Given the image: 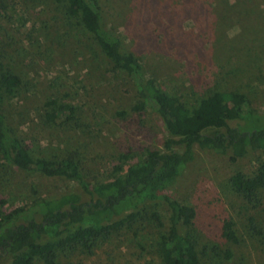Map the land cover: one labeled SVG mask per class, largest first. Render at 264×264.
<instances>
[{
  "label": "rangeland",
  "instance_id": "374dc122",
  "mask_svg": "<svg viewBox=\"0 0 264 264\" xmlns=\"http://www.w3.org/2000/svg\"><path fill=\"white\" fill-rule=\"evenodd\" d=\"M99 1L124 49L170 96L194 109L216 91L235 92L246 95L256 113H264V0ZM3 3L0 74H17L24 83L16 94L4 95L3 103L12 132L29 143L35 157L75 156L85 181L95 186L117 181L127 163H136L149 149L164 150L172 136L161 116L150 108L132 111L138 99L129 78L114 68L79 19L52 0ZM53 101L73 108L69 124L47 120ZM261 162L262 149L233 164L227 156L195 147L192 161L169 188L168 194L196 210L191 226L179 230L196 242L203 264H264V190L258 204L235 190ZM71 193L83 202L92 199L76 180L25 172L0 159V207ZM140 212L134 223L90 248L59 246L57 264H163L165 231L151 215L167 224L170 204L147 202ZM249 217L261 236L249 232ZM228 222L236 241L224 235Z\"/></svg>",
  "mask_w": 264,
  "mask_h": 264
},
{
  "label": "trees",
  "instance_id": "16d2710c",
  "mask_svg": "<svg viewBox=\"0 0 264 264\" xmlns=\"http://www.w3.org/2000/svg\"><path fill=\"white\" fill-rule=\"evenodd\" d=\"M4 1V0H3ZM0 0V9L6 10ZM59 10L79 19L114 68L129 78L137 94L132 111L141 113L147 108L156 111L172 136L164 142V150L149 149L136 163H127L117 181L91 186L82 173L75 156L50 160L34 156L29 143L12 132L4 107V95H14L24 83L13 73L0 74V159L6 165L47 177L76 180L92 196L83 202L78 194H65L55 199H36L24 206L0 207V264H57L58 247L90 248L108 238L126 224L142 216L147 202L166 200L171 214L165 224L153 213L164 234L160 242L163 264H203L190 234L182 235L180 226H191L197 213L172 195L169 188L177 181L194 157V149L212 150L227 156L235 164L252 149L264 150V113L251 107L246 95L216 91L190 109L179 99L165 92L155 78L147 77L140 60L124 49L123 38L110 29L99 0H52ZM47 120L69 124L73 108L67 104L49 102ZM122 118L124 113L119 112ZM182 148L179 152L175 148ZM121 170V169H120ZM239 196L250 204H258L264 190V162L255 167L252 175H244L235 187ZM23 205V204H22ZM128 214L114 221V216ZM249 232L263 233L253 217H249ZM232 223L226 224L224 235L237 240ZM66 234V235H65ZM63 239L57 243L54 240ZM230 256V254H229Z\"/></svg>",
  "mask_w": 264,
  "mask_h": 264
}]
</instances>
